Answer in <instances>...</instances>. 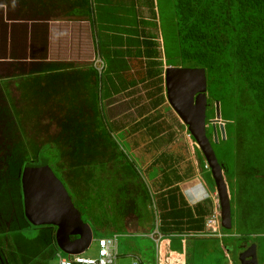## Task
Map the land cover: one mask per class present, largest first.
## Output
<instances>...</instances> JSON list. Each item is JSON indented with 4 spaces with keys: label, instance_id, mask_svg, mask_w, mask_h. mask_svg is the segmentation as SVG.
Wrapping results in <instances>:
<instances>
[{
    "label": "trees",
    "instance_id": "obj_1",
    "mask_svg": "<svg viewBox=\"0 0 264 264\" xmlns=\"http://www.w3.org/2000/svg\"><path fill=\"white\" fill-rule=\"evenodd\" d=\"M4 1L12 3L18 14L27 3L32 8L36 2H44L49 8L58 6L61 13L63 8L80 9L81 14H72L73 17H88L93 9L88 0ZM155 1L167 64L204 67L208 99L219 100L221 106L225 138L219 133L218 142H213L210 130L207 136L214 151L216 144L230 146L226 152L231 155L230 161L224 154H215L229 187L231 216L234 208L238 217L232 221L231 229H222L236 232L238 238L264 234V0ZM106 54L111 57V52ZM145 54L156 57L158 52L149 46ZM157 61L147 60L140 78L150 79L146 85L153 87L148 94L156 95L154 106L164 100L159 95L164 88ZM107 62L104 76L93 65L49 71L39 79L30 74L23 76L18 82L19 96L10 95L8 90L6 94L0 85V264H48L54 257V227L32 226L28 221L20 176L27 165L45 161L50 165L53 154L60 158V173L53 171L82 219H89L93 229L121 231L123 214L128 211L151 218L148 187L140 167L138 170L135 158L120 138L112 136L118 127L107 121L102 106L103 97L127 86L119 75L121 69ZM196 156L200 168H205V158L199 150ZM162 158L163 170L178 172L177 158ZM187 169L193 170L191 166ZM165 181L172 182L167 178ZM177 189L169 188L159 201L162 230H174L175 237L184 229H203L208 204L212 203L207 198L197 204L194 211L198 217L194 218V211ZM99 206L108 207L110 214ZM89 210L90 217L86 215ZM29 227H36L35 237L25 235ZM233 237L228 238L234 241ZM260 245L263 249V243Z\"/></svg>",
    "mask_w": 264,
    "mask_h": 264
},
{
    "label": "crops",
    "instance_id": "obj_2",
    "mask_svg": "<svg viewBox=\"0 0 264 264\" xmlns=\"http://www.w3.org/2000/svg\"><path fill=\"white\" fill-rule=\"evenodd\" d=\"M88 1L93 3V9L90 8L91 10L88 17H86V14L85 17H73L72 14H81L80 9L72 7L63 8L62 10L64 13H61L58 6L49 8L44 2H36V5H31L32 8L30 7V3H27V6L21 10L20 14H18L17 9L10 5L12 3L0 0V85H3L5 92L8 90L10 95L16 94L19 96V79L23 76H29V74L35 79H39L40 76L50 74L49 71L54 73L55 71L76 68L80 69L91 66L92 63L90 60L95 51H99V53L104 57L107 68V60H109V62L111 61L114 66L122 70H120L119 75L123 79V82L127 83V86L121 88V90L126 91L128 89L124 88H129L130 90L131 86H129L130 81L128 80V77H126L124 70H134V67H132L130 60L126 59L128 56L125 55V58L122 55L119 56L121 49V52L123 53L128 51L137 52L136 57H139L141 60L143 68L147 60L155 59V56L152 57L145 54L147 47L150 46L155 50L158 49V54H161L162 57L160 44L162 41L163 47V38L161 36L155 0L146 1L149 7L154 10L153 15L155 16H153V19L157 18V22H153L150 20V17L144 15L143 11L146 7V3L143 0ZM67 14H70V16L72 15V17L67 16ZM61 15L64 16L62 17ZM150 26H153L156 29V35L149 32ZM157 30L158 33H160V43L158 42ZM149 40L152 42L150 45L148 44ZM158 45H160L159 48ZM107 52H111V57L109 56L110 54H106ZM122 59L126 62H123ZM62 63H65L66 65L61 66ZM165 63L167 64L166 59ZM161 66L163 74L164 66L162 61ZM120 77H117V79ZM40 80H43V78ZM136 80L137 82L139 81L137 78ZM148 80L150 81L148 78L143 81L140 80V82H147ZM142 84L146 86V83ZM132 95L133 94H131V96ZM159 95L163 96L162 92L159 93ZM105 98L106 96L102 98V102ZM172 111L174 110L172 109ZM176 117L178 124L176 129H181L185 133V138L188 143V140L192 135L188 136L190 132L187 125L181 121L177 114ZM157 118L158 115L156 118L148 116L147 114L138 115L130 122H127V124H124L122 121V124L117 126L118 128L115 130L116 135L121 139L120 141H122L123 144L126 142L127 145L131 146L132 149L129 150L133 152L140 161L145 160L148 155H150L149 157L151 161L160 158L162 159V167H158V164L151 165L152 162L146 164V167H150L151 165V168L148 170V173L145 172V175H143L145 183L148 186V209L149 214H151V218H141L134 211H128L123 214L124 221L121 220L122 230L114 231L115 233H110L109 229L106 232H100L98 229L95 230L93 229L90 221L88 222L84 220L92 228V241H95L96 243L98 238L102 236H113L114 234H119V236H140V238L142 237V241H140V243L132 240V244L136 247V251L130 252L131 255L141 258L140 264H156L159 250H162L164 254L171 252L172 257L178 260L176 264H194L195 253L200 252V250H205L209 244V242H207L208 240L222 242L224 238H227L226 242H228V244H221L222 249L219 248L220 259H218L217 264H233L235 262L233 257H235L234 254L236 252V248L235 250L232 249V245L235 241L242 240V238H238L239 235L236 232L227 233L222 229L224 227L221 223V213L219 215V222L216 226L217 232H212L209 227L207 228L208 219L214 209V197H217L216 184L213 191L207 189L197 160L193 162V165H190L193 170L187 171L188 169L186 168V170L182 172L178 169L177 164L176 167L178 172L175 174L173 172H169L168 170H163L165 167V158H162L163 156H172L175 159L177 158V161H179V157L174 156L172 152H167L169 148H167L165 143L166 138L162 136V128L164 126H162L161 122H155V120L157 121ZM107 121L110 122L111 120ZM156 127H158V129H156ZM171 136L172 134L167 136V139H170ZM144 145L148 146V152H145V148L141 149ZM166 160H168V158H166ZM141 167L142 166L140 164V170L143 168L145 170V167ZM177 174L180 175L179 179L176 177ZM165 177L172 182L170 184H166ZM173 186L178 187L177 193L183 197V200H185L186 204L193 211L197 204L205 201L207 198L212 200V203L208 204L209 211L204 216L203 229H195L191 231L184 229L181 232L182 235H177L179 237H175L174 235L167 236L169 233H174V230L167 233L162 230L163 222L160 212L161 210L159 208L160 196L162 194L165 196L168 189ZM94 205V209L96 210L97 204ZM99 208L104 213L110 214V211L108 212V207L99 206ZM197 217L198 216L195 213L194 218ZM117 218L119 219V217ZM231 219L232 221L233 219L237 221L238 217L237 215L235 218H232L231 216ZM157 220L159 221V229L165 234L164 240L159 244L155 243L149 236V234L156 227ZM131 222L134 225L132 228L128 226ZM96 233L99 234L97 237L94 235ZM231 234L232 236H235L233 238H236L233 242L228 238H232V236H230ZM28 236L35 237V234ZM262 237H264V234L251 235L248 237L251 238L248 241H256L255 243L257 244L258 242L260 244H264V239ZM54 240L56 243V239ZM92 241H90L88 248H90ZM236 244L239 245L240 243L236 242ZM257 244H255L256 248H258ZM56 246L57 248L54 252V257L48 261V264H51L52 260H54L56 264V253L58 252L64 256L70 254L66 252L63 254V250H61L57 243ZM86 250L83 251L84 254L93 256L96 255L97 243L94 253L92 252V254H87ZM152 254L153 258L148 259V256ZM261 256L263 257L264 254H261ZM135 261L136 260H133L132 264H134Z\"/></svg>",
    "mask_w": 264,
    "mask_h": 264
},
{
    "label": "water",
    "instance_id": "obj_3",
    "mask_svg": "<svg viewBox=\"0 0 264 264\" xmlns=\"http://www.w3.org/2000/svg\"><path fill=\"white\" fill-rule=\"evenodd\" d=\"M165 83L171 108L188 126L190 134L209 164L218 192L221 223L224 228L230 229L232 219L228 187L222 165L206 133L208 92L205 68L169 64L165 69ZM216 104L215 117L209 121L213 124V139L218 142L215 123L221 119L219 100H216ZM223 125L224 123H220V131L222 138H225ZM20 176L24 212L28 221L35 225L53 226L56 243L64 252L73 254L85 251L92 241V228L82 219L68 190L51 166L46 161L30 164L25 166ZM249 255L252 256L249 262L258 264L255 244L243 251L239 259Z\"/></svg>",
    "mask_w": 264,
    "mask_h": 264
},
{
    "label": "rangeland",
    "instance_id": "obj_4",
    "mask_svg": "<svg viewBox=\"0 0 264 264\" xmlns=\"http://www.w3.org/2000/svg\"><path fill=\"white\" fill-rule=\"evenodd\" d=\"M143 1L146 3V7L144 8V11H143L144 15H147L148 17H150L151 18L150 20H152L153 22H157L156 21L157 18L153 19L154 18L153 16H155V15H153L154 10L151 7H149L146 0H143ZM156 24H158V23H156ZM149 32H151L153 35H156V29L153 26L149 27ZM159 36H160V33H158V30H157L158 42L160 43V37ZM160 45H158V48ZM121 51H122V49H121ZM156 51L159 53L158 49H156ZM95 53H96V51H95ZM95 53L90 60V62L92 64L94 62ZM125 55L128 56V58H126V59H129L131 64H132V67H134V70H130V69H129V71H128V69L124 70L126 77H128V80L130 81L129 86H131L130 90L133 91V93H132L133 95L131 96V91L128 88V90H126V91H121L119 93L118 97L117 96L113 97L106 102L103 101L102 106L104 107V111H105L107 117H109V120L113 119L112 121H110L112 124H114L115 126H120V124H122V121L124 122V124L125 123L127 124V122H130L131 120H133L138 115L147 114L148 116H153L154 118H156V116L158 115L157 121L155 120V122H161L162 126H164L162 128L163 129L162 130V136L164 138H166L165 143L167 145V148H169L167 150V152H172L174 154V156L179 157V161H177L176 164L178 166V169L180 171L184 172V170H186V168H189V166L193 165L194 164L193 162H195L197 160L196 152H197V150L200 151V149L198 148V145H195L193 143L195 140L191 139V137L187 143L186 138H185V133L181 129H179V130L176 129V126H178L177 121H176L177 117H176L175 112L172 111V109L168 106V103H164L161 101V103H159V105H157V107L153 105L152 101L155 100L156 95L150 96L148 94L149 90H152L153 87L150 85L144 86V84H142V83H147L149 81L140 82L141 74L142 73L144 74V68L142 67L141 60L139 59V57H136L137 52H135V51L129 52L128 51V52L122 54V56H124V58H125ZM157 57H159V58H157ZM155 59L158 60L157 61L158 63H156L158 66V69L161 68V71H162L161 54H158V56H156ZM136 78L139 79L138 82H137ZM132 83H134V84H132ZM209 99L211 100L212 105H211V107L208 106V109L206 110V115H209V118H214L216 111H217V106H216L217 104H216L215 100H212L210 97H209ZM116 101H118V102H116ZM222 109H223V111L225 110V108H222ZM219 110H221V106H219ZM212 116H214V117H212ZM50 122H52V121H50ZM223 122L224 121L222 119H220L219 121H217L215 123L218 136H219V133H221L220 123H223ZM209 123L211 124V122H209ZM209 130L212 132V135H213L214 129L212 127V124H211V127ZM171 133H172L171 138L167 139V136H169ZM112 134H113L112 136L116 137V131H113ZM118 138H120V137L118 136ZM213 142L217 143L215 141V139H213ZM216 145L217 146L215 148V151L217 152L218 157H221V155L224 154L225 159L227 158V161H230L231 155H229V153L226 155V152L228 151L230 146L226 145V143H220V144H216ZM124 146L128 149L130 156L132 158H135L134 163L137 166V169L139 170L140 164L142 167H145V170L143 168V169H141L142 171H140L141 177H143V175H145V172L148 173V170L151 168V165L158 164V167H162V161H160V162H156L155 160L151 161V159L149 157L150 155H148V157L145 160L140 161L136 157V155H134V153L129 150V149H132L131 146L127 145L126 142H125ZM143 148L146 149L145 152H148L147 151L148 150L147 145H144L141 147V149H143ZM137 151H138V149H137ZM151 152H152V150H151ZM49 161H50V165L52 166V169H54L56 171V173L59 174L60 171L57 169V165L60 163V158H58V156L56 154H53V156H50ZM38 162H40V160ZM149 163H151L150 167H146V164H149ZM200 172H201L203 180L206 183L207 189L213 191V189L215 188V183H214V179L212 177L211 170L201 167ZM143 179H144V177H143ZM154 185L156 186L155 183H154ZM91 210L86 212V215H88L89 217L92 216L89 213V212H91ZM236 215H237L236 211L233 208V217L232 218H235ZM84 217L87 218L86 216H84ZM87 221H89V219ZM233 221L235 222V219H233ZM32 226H37V225L34 224ZM128 226L132 228L134 225L131 222V223H129ZM35 228L36 227H29L28 229L24 230L25 235L36 234ZM234 229L237 230L236 227ZM94 235H95V237H97V235H99V234L96 233ZM247 238H242V239H247ZM249 239H251V238H248V240ZM132 240H135V242L140 243V241H142V237L140 238V236H134L133 237V236H124V235L118 237L119 255L117 256L115 264H132L133 260H136L138 263H140V260L137 257L130 254V252L136 251L135 250L136 247H134V245L132 244ZM226 241H227V239H225V238H224V240H222V242H219V241L217 242L216 240H208L207 241V242H209L208 247H206L205 250H200V252L195 253L194 264H217L218 259H220V249H222L221 244H223V245L228 244V242H226ZM236 242H239V241H235L232 245V249L235 250V248H236V252L234 254L235 257H233L234 259H237L238 250H239V248H238L239 245H237ZM263 242H264V240H263ZM91 243L92 244H91L90 248H88L86 250L87 254H90V253L92 254V252L93 253L95 252L94 250L96 248V243H95V241H92ZM259 251H258V254H264V244H263V249H262L261 253ZM151 252H152V250H151ZM63 254H65L64 251H63ZM151 258H153V254L148 256V259H151ZM261 260H264V256L261 258ZM260 262H264V261H260ZM51 264H55V261L52 260ZM262 264H264V263H262Z\"/></svg>",
    "mask_w": 264,
    "mask_h": 264
},
{
    "label": "built area",
    "instance_id": "obj_5",
    "mask_svg": "<svg viewBox=\"0 0 264 264\" xmlns=\"http://www.w3.org/2000/svg\"><path fill=\"white\" fill-rule=\"evenodd\" d=\"M161 51H162V62L164 69L167 67V64L165 63V56L163 52L162 47V41H161ZM95 69L97 70L98 74L100 76L104 75V72L107 69V64L104 59V57L99 53V51H96L94 62L92 64ZM164 74V73H163ZM190 136V134H188ZM193 139V138H191ZM195 145H197V142H193ZM205 167H208L207 162L205 163ZM213 211L211 216L208 219L207 222V228L209 227L212 232H217L216 226L219 222V215H220V205L218 198L214 197V205H213ZM164 233L159 229V221L156 222V227L154 230L149 234V236L154 240L155 243H161V241L164 240ZM174 234H167V236H172ZM118 237L119 234H114L113 236H102L98 238L97 243V253L96 255H86L84 252L81 253H73L69 254L67 256L61 255L59 252L57 254V260L56 264H115L116 258L118 255ZM162 250H159L158 256H157V263L156 264H176L178 260H176L174 257H172L171 252L168 254H162ZM140 261L141 258L137 257ZM134 264H140L137 261L134 262Z\"/></svg>",
    "mask_w": 264,
    "mask_h": 264
},
{
    "label": "flooded vegetation",
    "instance_id": "obj_6",
    "mask_svg": "<svg viewBox=\"0 0 264 264\" xmlns=\"http://www.w3.org/2000/svg\"><path fill=\"white\" fill-rule=\"evenodd\" d=\"M179 66H182V65H179ZM166 86V85H165ZM124 89H128V88H124ZM130 89H131V87H130ZM122 90H121V88H120V90L119 91H117V92H113L112 94H110L109 96H106V100L104 99L103 101H108L109 99H111V98H113V97H118L119 96V93L121 92ZM131 91V94L133 93V91L132 90H130ZM165 93L167 94V89H166V87H165ZM166 97H167V95H166ZM116 102H118V101H116ZM162 102H164V103H168V106L171 108V106H170V104H169V102H168V99L166 98L165 100H163ZM159 105V104H158ZM211 105H212V102H210L209 101V99H208V106L209 107H211ZM111 106V105H110ZM157 107V106H156ZM208 109V108H207ZM105 115H106V113H105ZM106 118L108 119V117H107V115H106ZM211 119H213V118H208V117H206V123L208 124L207 125V127H206V133L209 131V129H210V127H211V124H212V122H211V124L209 123L210 121L209 120H211ZM109 120V119H108ZM112 121V120H111ZM209 121V122H208ZM110 124H111V122H109ZM115 123V122H114ZM215 126H216V124H215ZM188 127V126H187ZM212 127H213V124H212ZM240 242V246H238V248H239V250H238V255H237V259H235V262L233 263V264H252V263H250L249 262V260H251L252 259V256H250L249 255V257H245V256H243V258L240 260L239 259V257H240V254L241 253H243V251H246L247 250V248L249 247V246H251L253 243H255L256 241H248V238L247 239H242V240H240L239 241ZM255 244H257V243H255ZM257 247L258 248H256V253H257V263L258 264H262V263H264V262H260V261H264V260H261V258H262V256H261V254H258V251L261 253V245H260V243L258 242V244H257ZM260 247V248H259ZM251 252H252V249L250 250ZM251 254V253H250Z\"/></svg>",
    "mask_w": 264,
    "mask_h": 264
},
{
    "label": "clouds",
    "instance_id": "obj_7",
    "mask_svg": "<svg viewBox=\"0 0 264 264\" xmlns=\"http://www.w3.org/2000/svg\"><path fill=\"white\" fill-rule=\"evenodd\" d=\"M167 66H168V64H167ZM167 68V67H166ZM165 68V69H166ZM165 69H164V74H162L161 73V76H162V85H163V88H164V90H162V94H163V96H164V99H166L167 97H166V93H165V85H166V83H165ZM107 70V69H106ZM106 72V71H105ZM104 72V73H105ZM104 76V75H103ZM220 120V119H219ZM224 123V122H223ZM190 134V133H189ZM191 135V134H190ZM207 162V161H206ZM207 164H208V162H207ZM208 169H210V167H209V164H208V167H207ZM227 187H228V185H227ZM228 193H229V189H228ZM216 195H217V198H218V192L216 193ZM216 198V197H215ZM229 199H230V193H229ZM218 201H219V198H218ZM219 205H220V202H219ZM220 213H221V207H220Z\"/></svg>",
    "mask_w": 264,
    "mask_h": 264
},
{
    "label": "bare ground",
    "instance_id": "obj_8",
    "mask_svg": "<svg viewBox=\"0 0 264 264\" xmlns=\"http://www.w3.org/2000/svg\"><path fill=\"white\" fill-rule=\"evenodd\" d=\"M162 253L164 254V252L162 251Z\"/></svg>",
    "mask_w": 264,
    "mask_h": 264
}]
</instances>
